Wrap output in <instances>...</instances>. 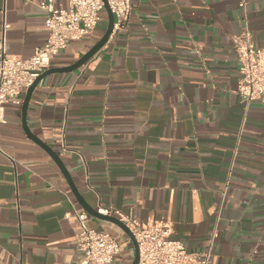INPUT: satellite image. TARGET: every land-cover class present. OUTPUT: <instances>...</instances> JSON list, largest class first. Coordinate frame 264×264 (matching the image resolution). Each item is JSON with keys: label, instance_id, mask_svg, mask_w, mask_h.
Returning <instances> with one entry per match:
<instances>
[{"label": "crops", "instance_id": "0c3cea01", "mask_svg": "<svg viewBox=\"0 0 264 264\" xmlns=\"http://www.w3.org/2000/svg\"><path fill=\"white\" fill-rule=\"evenodd\" d=\"M48 2L67 6L0 0L7 53L25 60L45 42L40 3ZM131 4L126 26L82 67L36 85L28 131L58 155L97 213L159 223L187 252H209L212 264H264V102L238 96L233 45L247 32L264 50V0ZM101 16L46 70L78 61L103 36ZM21 105H5L0 125V264H72L80 230L73 211L84 210L26 135ZM89 217L92 229L113 231Z\"/></svg>", "mask_w": 264, "mask_h": 264}, {"label": "built area", "instance_id": "2783aa9c", "mask_svg": "<svg viewBox=\"0 0 264 264\" xmlns=\"http://www.w3.org/2000/svg\"><path fill=\"white\" fill-rule=\"evenodd\" d=\"M104 2L113 16L112 31L125 27L132 10L131 0H67L65 8L51 2L40 3L47 12L44 20L47 38L25 60L7 53L3 31L0 38V125L4 123V106L20 105V94L48 69L53 58L97 27L105 11ZM233 45L239 63L238 96L246 104L264 102V50L254 45L247 32L235 37ZM99 213L110 215L107 211ZM73 215L80 230L77 260L72 264H113L121 253L118 241L106 232L92 229L86 212L75 210ZM116 218L134 237L138 246L137 264H212L209 252H187L180 242L168 238V228L159 223L140 225L119 212H116Z\"/></svg>", "mask_w": 264, "mask_h": 264}, {"label": "water", "instance_id": "95a60500", "mask_svg": "<svg viewBox=\"0 0 264 264\" xmlns=\"http://www.w3.org/2000/svg\"><path fill=\"white\" fill-rule=\"evenodd\" d=\"M104 5H105L104 6L105 11L107 13L108 22H107V27H106V30H105L103 36L78 61H76L75 63H73L72 65H70L68 67L56 68V69H50V70L44 71L43 73L38 75V77L34 80V82L26 90V93L24 95L23 102H22V105H21L22 128L25 131L26 135L29 136L32 140H34V142L37 143L44 151H46L48 153V155L57 164V166L59 167V169L62 172L63 176L65 177L71 192L75 196L76 201L82 207V209L86 213H88L91 217H93L95 219L102 220V221H105V222H108V223H111V224L117 226L119 229H121L127 235V237L129 238V240H130V242L132 244L133 251H134V255H133V259H132L131 264H137L138 263V246H137V244H136V242L134 240V237L132 236L130 231L127 229V227L123 223H121L117 218L112 217V216L102 215L100 213H97V211H95L91 207H89L85 203V201L82 199L81 195L78 193L74 183L71 180V177L69 176L67 170L63 166V164L61 162V159L58 157V155L55 154L46 145H44L43 143H41L37 139H34V137H32V135L30 134V132L28 131V129L26 127V111H27V107H28V103H29L32 91L34 90L36 85L44 77H46L49 74H52V73H66V72H71V71H75V70L79 69L88 60H90L108 41V39H109V37H110V35L112 33V29H113V16H112V14H111V12H110V10H109V8H108V6H107V4L105 2H104Z\"/></svg>", "mask_w": 264, "mask_h": 264}, {"label": "rangeland", "instance_id": "374dc122", "mask_svg": "<svg viewBox=\"0 0 264 264\" xmlns=\"http://www.w3.org/2000/svg\"><path fill=\"white\" fill-rule=\"evenodd\" d=\"M113 231L110 232V234L117 239L120 249H121V253L120 255L117 257L118 259V263L119 262H130L131 258H133L134 255V251H133V247L132 244L129 240V238L127 237V235L120 230L117 226L112 225L111 226ZM116 231H118V234L115 233ZM130 257V259H128Z\"/></svg>", "mask_w": 264, "mask_h": 264}]
</instances>
